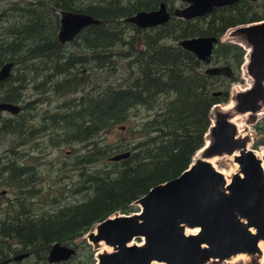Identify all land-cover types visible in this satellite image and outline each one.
I'll return each instance as SVG.
<instances>
[{"label": "trees", "instance_id": "16d2710c", "mask_svg": "<svg viewBox=\"0 0 264 264\" xmlns=\"http://www.w3.org/2000/svg\"><path fill=\"white\" fill-rule=\"evenodd\" d=\"M88 1L0 0V69L8 62L15 64L11 77L0 84V102L21 104L22 108L19 114L0 120V152L9 147L14 155L7 160L0 154V194L2 187H17L16 199L5 201L0 195V263L11 254L30 252L27 258H33L34 264H51L47 257L54 243L79 247L76 242L81 239L86 255L77 252L63 264H94L95 251L82 238L108 217L137 211L136 201L151 188L187 170L206 142L212 107L230 99L228 88L222 90L215 81L224 77L207 75L205 64L179 46V41L216 36L219 41L212 61L230 64L240 71L246 50L238 43L223 42L222 37L232 28L264 21V0H240L215 8L206 16L191 20L173 16L164 24L140 30L126 18L142 10L157 9L162 2L173 14L177 0ZM62 10L84 12L102 20L86 27L75 40L74 49L91 51L84 59L70 56L67 63L59 59L61 49L66 48L57 37ZM130 28L133 35H129ZM137 33H143L145 43L144 49L138 51ZM121 60L128 61L127 75L104 85L94 81L93 88H86L90 83L87 74L82 77L79 71L72 70L76 65L93 64L103 71L102 67L109 63L112 78ZM238 80L237 75L234 82ZM30 85L39 96H45L46 89H50L53 96L83 98L80 105L65 101L74 108L72 113L47 112V123L41 128L44 132L48 126L65 127L72 141L89 140L95 146L94 164H73L80 171V186L74 183L72 194L77 201L51 199L66 198L64 190L52 194L49 191L46 197L42 193L40 196V191L27 190L24 194L20 165L23 155L12 147L24 145L27 137H35L28 131L37 114L32 113L33 107H27L25 95ZM135 110L145 113L136 138H124L111 147L100 146L96 140L99 134L124 125ZM50 139L60 143L59 135ZM128 150L132 154L125 160L106 167L99 164L101 155L105 158ZM82 165L93 168L83 169ZM53 201L62 202L57 205Z\"/></svg>", "mask_w": 264, "mask_h": 264}, {"label": "water", "instance_id": "95a60500", "mask_svg": "<svg viewBox=\"0 0 264 264\" xmlns=\"http://www.w3.org/2000/svg\"><path fill=\"white\" fill-rule=\"evenodd\" d=\"M238 1L181 0L186 5L177 7L173 14L162 2L157 9L139 11L126 21L146 29L164 24L173 16L185 20L202 17L215 8ZM59 14L58 35L63 43L73 41L86 27L102 22L84 12L62 10ZM236 30L251 49L246 53L241 70L246 65L253 83L235 95L233 111L254 113L264 106V21L240 25ZM218 41L216 36H195L180 40L179 46L193 52L205 64L207 75L234 79L236 75L232 66L212 61ZM239 44L247 50L245 45ZM14 65V62H8L2 66L0 84L10 78ZM228 104L218 103L212 107L206 142L198 151H202L203 157L197 159L196 154L189 170L151 188L136 201L139 211L108 217L87 234L94 244L105 242L113 250L98 253L94 264H208L213 260L226 261L241 253H264L260 247V242L264 241V167L254 148L247 149L248 138L238 137L236 123L232 122L228 112L221 111ZM20 109L17 104L0 102V112L17 114ZM214 111L219 112L215 124L212 119ZM207 140H210L209 144ZM236 151H241L235 158L239 172L228 184L224 174L207 159L232 155ZM131 154L128 150L110 159L118 162ZM187 228H198L199 231L188 234ZM137 239L143 241L138 243ZM131 242L133 244L129 245ZM76 254L73 245L56 242L47 260L59 263ZM28 256L29 253L19 254L8 262Z\"/></svg>", "mask_w": 264, "mask_h": 264}, {"label": "rangeland", "instance_id": "374dc122", "mask_svg": "<svg viewBox=\"0 0 264 264\" xmlns=\"http://www.w3.org/2000/svg\"><path fill=\"white\" fill-rule=\"evenodd\" d=\"M26 1V0H24ZM90 1L86 0L85 4H88ZM186 4L182 3L181 0H177L175 2V8L176 7H182ZM131 34L129 35H133L134 34V30L132 28L129 29ZM140 34V33H139ZM242 34L239 33L236 28H232L230 30H228L222 37V41L223 42H233V43H238V39L242 38ZM71 50L74 48L73 45L69 47ZM139 48L143 49L144 48V44L143 42H141L139 44ZM128 61L127 60H121V65L119 67V69L117 70V72L115 73V75L111 78V74H112V70L111 69H107L104 70L105 72L101 71H97L96 73H94V77H96L97 79V83L102 84L103 80L105 79V82L111 81L112 79L117 80V79H122L124 76L127 75V73H125V71L128 68L127 65ZM111 64V63H110ZM222 65V64H220ZM230 65V64H229ZM232 66V65H230ZM233 70L235 71V75L237 77V75L239 76V80L235 81L236 77L234 79H230L226 76L223 75H218V76H222L224 77V79H218L215 80L216 82L221 84V89H225L228 88L229 90V96L230 99L228 101V103L231 101V97H232V89L233 87L236 86H240L242 88H245L248 85V80L243 77V75L241 74V71L236 70L233 66H232ZM110 77H109V75ZM32 85V84H31ZM29 87V89L26 91V95L25 98H27V100H31L32 98L38 97L39 95H37L36 91L31 87ZM221 94V93H220ZM50 100L52 103V110H47V112H55L57 111V105L60 104V109L64 110L66 108V103L64 101V98H60L57 95L53 96L51 95ZM44 102V101H43ZM224 105V104H223ZM35 108L32 109V113L34 114L35 112H37L39 114V116L44 114V109L47 106L46 104H35V105H31V107ZM60 111V110H58ZM47 114H45L44 116H46ZM145 113L141 112L138 113V110L133 111V113L130 116V120L127 121L126 123H124V125H117L114 128H112L111 130H106L105 132L99 134V136L96 138L97 141H99L100 146L104 145L105 147H111V146H115L117 145L122 139L124 138H128V139H134L136 138V136L138 135V133L136 132V130L138 129V124L145 119ZM3 116L5 117H9L12 116V114L10 113H3ZM240 123V130L242 132H245V138H248L249 140V146L253 147L255 150L260 151L264 148V144H261L259 146H257V142L260 140L264 139V113L256 115V117L251 115H244L242 120L238 121ZM48 134V133H47ZM47 134H43L42 137H38L33 138L32 143H33V147L31 152L29 151L28 154L25 155L26 152V146L25 145H21V146H15L13 145L12 149H16L21 156V164L23 165L24 162H28V163H32V162H36V161H41V171L42 176H44V179L46 177L47 174H50V176L47 179H43L41 185L42 188V197H46L47 194L49 193V191L52 193H60L61 191L64 190V194L66 195V198H61L59 196H52L51 199L53 198H59V199H64L67 202H72V201H77L79 200L78 198L72 196L73 191H74V183L76 184V186H80V184H78V180L80 178V171H74L76 173V175L74 174L71 167L70 169H68L65 173L61 174L60 172H58V167L61 166L60 164H50L51 162H56V163H60L63 160L71 163L70 162V157L66 158L68 155H71L74 151L73 149H82L84 152L86 151V149H84V147L86 146V143H66V144H62V145H57V143L55 142V139L51 140L50 139V135ZM57 134V133H56ZM0 139L1 136H0ZM92 145V143H91ZM9 146V144H8ZM28 146L27 145V150H28ZM257 146V147H255ZM9 148V147H8ZM1 151L0 154L4 155L7 160H9L11 157H13V153L11 156V150L8 149ZM93 145L90 146L91 149V153L92 151ZM71 151H73L71 153ZM69 152V153H68ZM227 155V156H224ZM224 155H217L215 157H217L214 160L215 163V167L217 169L220 170H224L227 173H235V172H239V165H238V169H237V164L235 161V158H230L228 155L229 154H224ZM101 159L99 161V164H101L102 166H109L110 163L114 162V161H110L109 157H105L103 158V156H100ZM119 162V161H118ZM51 168H53V170H50ZM233 173V174H234ZM70 175L71 177H66L67 175ZM60 179V180H58ZM2 190H6L5 194H0L2 197H5V201H11L14 196H15V191L17 189V187L13 186V187H2ZM1 190V191H2ZM77 190V188H76ZM84 194L86 193L84 190L82 191ZM80 198H83V194H79ZM48 201V200H46ZM51 201V200H50ZM55 204L60 203L62 201H53ZM58 205V204H57ZM138 209L137 211L140 210L138 204H135ZM119 215V214H118ZM96 229V228H94ZM93 229V230H94ZM82 240H87V242L91 245V248L93 251H95V259L97 257V254L99 252H105V250H101L100 244H94L93 242H91L88 239L87 234L82 238ZM136 241H141V239H137ZM77 246L76 247L75 244H73V246L77 249V252L80 253L81 255H86V249H84V244L81 243V239L80 241L76 242ZM105 244V242H104ZM106 245V244H105ZM81 246V247H80ZM90 249V248H89ZM88 250V247H87ZM264 252V251H263ZM73 258V257H72ZM70 260V259H69ZM68 261V260H67ZM67 261H63L60 263H51V264H63L64 262ZM17 264H34V259L30 258L27 259L25 261H22L20 263ZM208 264H264V253L262 255H246L243 258H231L229 260L226 261H210Z\"/></svg>", "mask_w": 264, "mask_h": 264}, {"label": "flooded vegetation", "instance_id": "af4514ba", "mask_svg": "<svg viewBox=\"0 0 264 264\" xmlns=\"http://www.w3.org/2000/svg\"><path fill=\"white\" fill-rule=\"evenodd\" d=\"M176 8L174 7V10ZM212 12L213 11L209 12L207 15L211 14ZM59 13H60V11H59ZM150 28H152V27H150ZM139 29L141 30V28H139ZM146 29H149V28H146ZM146 29H142V30H146ZM58 31H59V29H58ZM139 36H141V40L139 39ZM143 36H144L143 33H140V34L137 33V34H135V37H136V40H137V44H136L137 51H138V49L141 50L139 48V44L141 42H143ZM57 37H58V40H59L58 32H57ZM77 37H75V39L73 41H68V42H65V43H63V42H61L59 40V42L62 45L66 46L65 49H61L63 51V54H60L59 55L60 56L59 59H61L62 61H64V63H67V59H68L67 57L73 56L74 57V60H80V59H84V55H86L88 53H91V51L85 50V49H74L73 48L71 50L69 48L72 45L74 47L75 40L77 39ZM143 44H144V47H145V43L144 42H143ZM72 53L78 54V56L73 55ZM105 60L109 61V58H106ZM110 62H111V60H110ZM92 66L94 67L93 64H90L88 66H79V65H76L75 67L72 68V70H74V71H79L80 72V75L82 77L84 75H86V74L88 75L87 78L89 79V82L90 83L86 85V88H93V86H92L93 82L94 81H97L96 77H94V73H96L97 71H101V69H97L95 67H94V70H91L90 68ZM13 68H12V71H13ZM102 68L104 70L111 69V65H109V63H108V64H106V67H102ZM52 70H54V68H52ZM104 70L102 72H105ZM12 71H11V74H12ZM109 77H110V75H109ZM51 78H52V76H51ZM60 78H61V76H60ZM102 80H103V83H102L103 85L110 82V81L105 82V79H102ZM98 84H100V83H98ZM51 93H52V91L50 89H46L45 96H38V97L32 98L31 100H27L26 99V101H27V107L28 108L31 107V105H35V104H37V105L38 104H46L47 105L45 107V109H44V114L43 115L39 116L38 113L37 114H34V118L32 119V121L28 125V127H29L28 128V131L31 132V134L33 136H35L34 138H36V139L38 137H42V135H43L42 133H44V134H47L48 133L47 135H50V137L52 135H59L60 143L58 145H62V144H66V143H74V141L71 140V137L69 136V134L66 132L65 127H63V128H60V127L54 128L53 126H48L47 131L41 132V128L43 127L42 124L47 123L46 122L47 120H46V118H45L44 115L47 114V110H50L51 111L53 109L52 108V103H50L51 102L50 97L52 95ZM81 93H83V90L81 91ZM58 97H60L61 99L64 98V101H67L68 99L71 100V101H73L72 103H70V104H73V105L75 104V102H78L79 105L83 102V98L82 97H80V98H77V97L73 98V96H70V98H68V97H64V96H60V95ZM70 104L66 103V108L63 110V112H65L67 114L68 113H72V112H70V110H72L74 108L72 106H69ZM17 105H19L21 107V104H17ZM35 107L36 106H34L33 108H35ZM57 110H61L60 109V104L57 105ZM5 112L7 113V111L0 112V115H1L0 120H2L3 118H5V116H3V113H5ZM10 114H12V113H10ZM17 114H19V112ZM39 127H40V129L37 130V128H39ZM45 127H46V125H45ZM105 131H103V132H105ZM103 132H101V133H103ZM32 140H33L32 137H30V139L27 137V139H26V142L24 144L26 146L25 155L28 154L29 151L31 152V150H32V147H33ZM261 141L262 140L258 141L257 143L258 144H261ZM75 143H78V142H75ZM84 143H86V146L84 147V149H86L85 152L82 149H79V150L73 149L74 152L71 151V153L72 152L73 153L71 155H68L66 157V158L70 157V159H71L70 162L71 163H68V162H66V161L63 160L60 163L51 162L50 164H60L61 166H59L58 169H59V172L61 174L65 173L68 169H70V167L72 169L70 171H73V172L74 171H78V167L76 168L73 164H76L77 166H78V164H94V163H91L92 162V153H91V149H90V146H92L91 145V141L88 140V141H85ZM28 144H29V146H28V150H27V145ZM93 147H95V146L93 145ZM110 158H111V156L109 157V159ZM110 161H111V159H110ZM39 163H41V161H36V162H32V163L24 162L23 165H22V167H23L24 185H25L23 191H24V194L25 195H26V191L28 190V191H40L39 195L41 196L42 188H41V185L40 184L42 183V176L41 175H42L43 172L41 171V167H40L41 164H39ZM82 168L83 169H86V168L91 169L93 167L92 166H84V165H82ZM74 174L76 175L75 172H74ZM66 177H71V176L68 174ZM14 191H15V196H14L13 199H16V193L17 192H16V190H14ZM5 193H6V190H2L1 191V195L2 194H5ZM23 253H29V257L31 256V253L30 252H21L19 254H23ZM19 254H16V255L15 254H11V256L8 259L4 260L0 264H17V263H20L21 261H25L26 259L29 258L28 257V258L21 259V260H18V261L15 260V261L8 262L10 258H12L13 256H17Z\"/></svg>", "mask_w": 264, "mask_h": 264}, {"label": "bare ground", "instance_id": "6f19581e", "mask_svg": "<svg viewBox=\"0 0 264 264\" xmlns=\"http://www.w3.org/2000/svg\"><path fill=\"white\" fill-rule=\"evenodd\" d=\"M238 42L239 43H241V44H243V45H245V47L247 48V51H250L251 49L249 48V44L245 41V38L244 37H242V38H239L238 39ZM241 74L243 75V77H245L247 80H248V85L250 86L252 83H253V78L249 75V73L247 72V69H246V65L244 66V68L241 70ZM249 86H246V87H249ZM245 87V88H246ZM245 88H242V87H240V86H234L233 87V89H232V97H231V101L229 102V104L227 105V106H225L224 108H222L221 109V111L222 112H228V114H229V117L230 118H232V122H234V123H236V125H237V128H238V137H244L245 136V132H242L241 130H240V123L238 122L239 120H242V118H243V116L244 115H251V117L252 116H254V117H256V115H259V114H262V113H264V106H263V108L260 110V111H258V112H254V113H252V112H248V113H244V114H239V113H237V112H234L233 111V107H234V104H235V101H234V98H235V95L238 93V92H241V91H244L245 90ZM233 98V99H232ZM230 112V113H229ZM218 114H219V112H217V111H214L213 113H212V119H213V123L215 124V122H216V120H217V116H218ZM207 139H208V137H207ZM210 143V140H207V144H209ZM250 148V146L248 145V148L247 149H249ZM254 152H255V154H256V156L261 160V162H262V164H263V167H264V148L262 149V150H260V151H257V150H255L254 149ZM240 153H241V151H236L234 154H232V155H228L230 158L232 157V158H236V156H239L240 155ZM202 151H200V152H198L197 153V155H196V158L198 159V158H202L203 156H202ZM224 156H227V155H224ZM217 157H212V158H209V159H207L209 162H211L212 164H214L215 165V163H214V160L216 159ZM235 164H237V163H235ZM238 165L239 164H237V169H238ZM216 166V165H215ZM220 170V169H219ZM223 174H224V176L226 177V179H227V182H228V184L230 183V181H231V178H232V176L235 174V173H237V172H233V173H227L226 171H224V170H220ZM187 233L188 234H191V233H197L198 231H199V229L198 228H195V229H190V228H187ZM143 241V239L140 241V242H138V243H141ZM133 244V242H131L129 245H132ZM101 245V247H100V249L101 250H105V251H109V252H112L113 250H112V247H109V246H107V245H105L104 243H101L100 244ZM141 245H143V244H141ZM260 247H261V249H262V251H264V241H262V242H260ZM99 254H101V252H99ZM246 255H248V254H245V253H241V254H238V255H235V256H233L232 257V259L233 258H243V257H245ZM29 257V256H28ZM27 258V257H26Z\"/></svg>", "mask_w": 264, "mask_h": 264}]
</instances>
